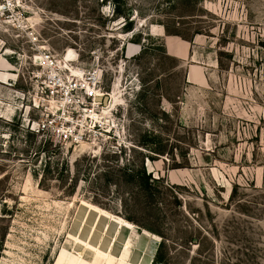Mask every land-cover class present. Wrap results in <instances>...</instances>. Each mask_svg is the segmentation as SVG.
Here are the masks:
<instances>
[{
  "label": "rangeland",
  "instance_id": "rangeland-1",
  "mask_svg": "<svg viewBox=\"0 0 264 264\" xmlns=\"http://www.w3.org/2000/svg\"><path fill=\"white\" fill-rule=\"evenodd\" d=\"M4 7L0 71L16 79L0 83V264H72L83 204L132 224L148 264L162 245L161 264H264V0ZM68 50L77 77L98 72L125 101L104 115L111 138L72 148L27 128L33 57L65 68Z\"/></svg>",
  "mask_w": 264,
  "mask_h": 264
},
{
  "label": "built area",
  "instance_id": "built-area-1",
  "mask_svg": "<svg viewBox=\"0 0 264 264\" xmlns=\"http://www.w3.org/2000/svg\"><path fill=\"white\" fill-rule=\"evenodd\" d=\"M10 12L9 7L0 9L1 23L10 24V14L7 18ZM36 57L32 61L37 70L33 73L35 95L27 115L29 131L55 145L71 148L89 144L103 135L111 138L116 127L114 120L105 121L103 115L109 100L103 76L94 72L77 77L72 72V62L70 67L63 68L50 55H44V60L38 63ZM115 138H120V133Z\"/></svg>",
  "mask_w": 264,
  "mask_h": 264
},
{
  "label": "bare ground",
  "instance_id": "bare-ground-1",
  "mask_svg": "<svg viewBox=\"0 0 264 264\" xmlns=\"http://www.w3.org/2000/svg\"><path fill=\"white\" fill-rule=\"evenodd\" d=\"M77 57L75 51L68 50L64 59L67 63H71L75 62ZM43 60V56L36 57L37 62ZM10 67L11 65L0 56V69ZM195 67L192 66L193 69ZM15 79L16 76L0 71V83L9 85ZM120 89L119 86L114 88L112 101L109 99L106 102V106H109V101L111 102L110 109L104 110L103 115L112 116L111 109L124 104ZM83 206L87 209L79 211L75 228L73 232L71 230L68 239L72 243V249L68 254V259L72 255V264H148L147 257L141 254L138 248H131L132 239L123 232L128 229L127 232H131L133 237L137 235V229L132 224L94 205L83 204Z\"/></svg>",
  "mask_w": 264,
  "mask_h": 264
},
{
  "label": "trees",
  "instance_id": "trees-1",
  "mask_svg": "<svg viewBox=\"0 0 264 264\" xmlns=\"http://www.w3.org/2000/svg\"><path fill=\"white\" fill-rule=\"evenodd\" d=\"M115 13L117 14V16H120V15H119V14H120V11H119V10H115ZM147 181H148V179H147ZM147 184H148V183H147ZM161 247H162V248H161V250L159 251V255L157 256V259H156V263H157V264H161L162 260L164 259V258L162 257V249L165 248V245H162Z\"/></svg>",
  "mask_w": 264,
  "mask_h": 264
}]
</instances>
